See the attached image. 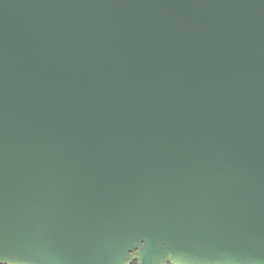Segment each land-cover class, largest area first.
<instances>
[{
  "label": "water",
  "instance_id": "95a60500",
  "mask_svg": "<svg viewBox=\"0 0 264 264\" xmlns=\"http://www.w3.org/2000/svg\"><path fill=\"white\" fill-rule=\"evenodd\" d=\"M264 264V0H0V264Z\"/></svg>",
  "mask_w": 264,
  "mask_h": 264
},
{
  "label": "trees",
  "instance_id": "16d2710c",
  "mask_svg": "<svg viewBox=\"0 0 264 264\" xmlns=\"http://www.w3.org/2000/svg\"><path fill=\"white\" fill-rule=\"evenodd\" d=\"M133 264H138V262L137 261H134V263Z\"/></svg>",
  "mask_w": 264,
  "mask_h": 264
},
{
  "label": "flooded vegetation",
  "instance_id": "af4514ba",
  "mask_svg": "<svg viewBox=\"0 0 264 264\" xmlns=\"http://www.w3.org/2000/svg\"><path fill=\"white\" fill-rule=\"evenodd\" d=\"M133 263H134V262H133ZM133 263H132V264H133Z\"/></svg>",
  "mask_w": 264,
  "mask_h": 264
}]
</instances>
